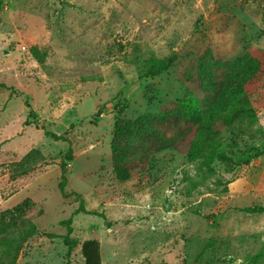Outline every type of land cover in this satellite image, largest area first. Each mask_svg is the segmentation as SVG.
<instances>
[{"label": "rangeland", "instance_id": "obj_1", "mask_svg": "<svg viewBox=\"0 0 264 264\" xmlns=\"http://www.w3.org/2000/svg\"><path fill=\"white\" fill-rule=\"evenodd\" d=\"M245 53L264 61V0H0V213L29 198L36 224L16 264H84L88 238L102 264H264V213L242 210L264 205V133L249 140L219 126L231 162L214 159L205 178L187 157L189 124L170 148L149 146L150 166L127 180L111 156L117 118L169 111L186 92L200 100L199 57ZM150 54L176 58L140 78L135 60ZM254 107L264 127V86ZM69 143L65 189L106 217L73 215L70 251L58 224L78 205L58 189Z\"/></svg>", "mask_w": 264, "mask_h": 264}, {"label": "trees", "instance_id": "obj_2", "mask_svg": "<svg viewBox=\"0 0 264 264\" xmlns=\"http://www.w3.org/2000/svg\"><path fill=\"white\" fill-rule=\"evenodd\" d=\"M32 52L38 59H42L35 48ZM175 58V55L161 58L154 54L143 59L138 57L135 60V64L138 65V76L140 78L156 76L167 70ZM213 61L207 64L205 58L199 57L198 79H195V84L204 94L200 100L193 97L190 92H186L169 111L147 113L133 120L120 117L116 119L111 142V156L118 180H127L134 170H143L150 166L149 162L154 156L149 155L152 154L147 150L149 146L151 150L159 146L160 149H167L174 142L181 141L184 137L185 124L194 126L193 137L187 151L188 160L194 162L197 168L203 171L204 178L214 173L211 166L214 159L222 163L231 162V157L225 152L224 145L221 143L219 126L249 140L264 133L260 112L254 107V102L258 100L264 86L263 59L245 53L232 60ZM216 67H219L221 72L218 73L215 70ZM164 123L174 127L175 133L172 136H165L161 127ZM44 134L55 140L69 142L65 133L44 129ZM135 147L138 149L136 153L131 152V149ZM37 154L36 150H30L24 155L22 161L28 162ZM72 158V147L69 143L59 163L58 182V189L62 196L65 198L72 196L78 202L71 216L58 222L64 227L65 231L60 237L68 251L73 247L71 238L73 215L83 212L106 218L102 212L88 211L79 193L66 191V166L67 161ZM24 173L26 170L22 169L20 174ZM32 206L33 202L26 198L0 213V264H16L22 244L36 233L35 222L26 216L27 210ZM242 210L248 213H264V205L253 204L243 207ZM44 235L49 238L59 237L53 232H44ZM80 252L84 264H102L100 244L97 239L83 240Z\"/></svg>", "mask_w": 264, "mask_h": 264}]
</instances>
